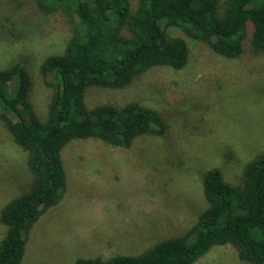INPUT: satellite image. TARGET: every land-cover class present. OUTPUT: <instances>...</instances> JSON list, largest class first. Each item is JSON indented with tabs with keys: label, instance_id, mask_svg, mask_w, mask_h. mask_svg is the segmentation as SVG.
<instances>
[{
	"label": "rangeland",
	"instance_id": "obj_1",
	"mask_svg": "<svg viewBox=\"0 0 264 264\" xmlns=\"http://www.w3.org/2000/svg\"><path fill=\"white\" fill-rule=\"evenodd\" d=\"M130 2L136 7L138 0ZM70 36L63 11L42 12L35 0H0V68L29 69L31 100L43 119L55 87L40 66L62 53ZM85 101L89 107L138 102L158 110L168 128L140 135L129 147L99 138L70 141L62 151L65 192L29 230L22 264L142 254L199 219L208 206L209 168H221L239 185L247 163L264 155V53L248 40L236 58L193 40L183 68L153 67L121 89L90 87ZM32 181L27 152L0 120V239L7 231L2 208ZM197 264L251 263L231 244H217Z\"/></svg>",
	"mask_w": 264,
	"mask_h": 264
},
{
	"label": "trees",
	"instance_id": "obj_2",
	"mask_svg": "<svg viewBox=\"0 0 264 264\" xmlns=\"http://www.w3.org/2000/svg\"><path fill=\"white\" fill-rule=\"evenodd\" d=\"M42 12L63 11L71 36L62 53L47 56L40 71L55 92L45 119L31 100L33 78L22 63L0 68V120L27 152L33 181L4 205L7 227L0 239V264H22L27 235L66 189L63 148L74 139L99 138L129 147L143 134L162 135L161 113L138 102L89 107L90 87L121 89L157 66L183 68L193 40L236 58L247 40L264 53V0H35ZM179 35H172L171 30ZM208 202L199 219L180 236L139 255L78 258L71 264H197L217 244H231L239 257L264 264V155L250 160L239 185L219 167L203 178ZM55 264V263H39Z\"/></svg>",
	"mask_w": 264,
	"mask_h": 264
}]
</instances>
